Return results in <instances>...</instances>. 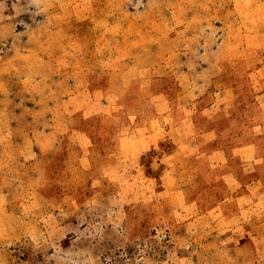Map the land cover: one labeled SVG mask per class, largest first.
<instances>
[{
	"label": "rangeland",
	"instance_id": "obj_1",
	"mask_svg": "<svg viewBox=\"0 0 264 264\" xmlns=\"http://www.w3.org/2000/svg\"><path fill=\"white\" fill-rule=\"evenodd\" d=\"M93 3L94 14L83 18L53 15L60 6L52 0H0V203L6 199L0 206V264H162L187 247L205 248L211 259L209 247L226 251L219 240L231 242V230H213L209 216L196 237L172 220L162 224L161 215L172 219L173 211L157 202L162 193L153 187L162 186L160 170L169 163L185 169L198 164L206 173L202 183L214 178L209 162L194 160L193 143L183 145L185 136H197L191 122L206 119L200 108L225 107L233 98L243 105L235 119L213 115L220 128L227 125L224 137L256 132L237 119H264L258 110L264 81L250 77L261 71L249 68L255 60L241 58L240 49L229 48L243 41L248 33L239 25L249 21V34L259 30V46L248 42L245 55H264V0ZM245 10L251 15L242 16ZM255 89L262 95L254 96ZM81 93L79 105L68 110L64 100ZM135 119L162 121L171 145L185 147L184 155L177 165L174 157L143 160L148 177H125L123 185H136L152 198L127 207L126 220L115 225L110 219L120 184L99 172L118 155L120 133ZM81 142L106 160L89 168ZM61 222L74 226L53 225ZM157 231L164 232L161 240ZM67 235L77 239L65 249ZM250 258L255 261V252Z\"/></svg>",
	"mask_w": 264,
	"mask_h": 264
},
{
	"label": "crops",
	"instance_id": "obj_2",
	"mask_svg": "<svg viewBox=\"0 0 264 264\" xmlns=\"http://www.w3.org/2000/svg\"><path fill=\"white\" fill-rule=\"evenodd\" d=\"M52 1L57 8L60 6L58 12L53 15L61 17L83 16V18H87L94 14L93 2L95 0ZM241 1L244 2V0ZM246 3H248V0H246ZM248 11L254 15L253 9L250 8ZM247 13L251 15L245 10L242 16ZM251 24L252 22L249 21H241L239 27H243V30L248 34H245L241 43H231L229 48L233 52L240 49L241 58L255 60L254 62H249L253 64L249 68L258 69L261 72H251L250 77L252 78L255 75L259 80L264 81V55H245L248 42H250L249 46H259L256 43L259 39V30H256L255 34H249L251 31H248L249 27L247 26ZM257 26H260V24H257ZM259 86H261L260 83ZM254 92L256 97L262 95L259 89H255ZM83 94L70 96L64 100V105L67 106L68 110L73 109L75 106L77 107ZM232 100L231 105L225 104V107L213 103L200 108L201 114L206 119L201 122H191L192 127L198 130L197 136L189 138L185 136L188 140L186 144H183L188 147L193 143L192 154L194 155V160L209 162V172L214 178H207L202 183L201 179L206 176V173L201 170L198 164L197 167L187 169L177 165L176 159L184 155L183 148L185 147H182L180 151L173 148L171 144L174 139L171 141L169 136L165 135L166 127L162 121H159L160 124L157 125L153 120L141 124L137 119L131 121L127 126L131 130L127 129L124 135V132L120 133L118 155L114 154L108 157L107 159L112 160V162L102 168V173L99 172L103 178L105 177L109 181L120 184L119 190L117 189L115 193L118 196V205L113 210V220L110 219V222L120 225L126 220L127 207L141 202L144 197L152 198V195H145L146 193L136 185H123L122 181L125 177L131 175V177L138 180L144 176L148 177L150 175L149 171L139 165L143 160L148 162V160H164L167 157H174L172 165L176 164L177 166L171 167V163L166 167L163 165L160 170V176L163 180L162 186L160 188L153 187V190H159L162 193L157 198V202L163 208L168 205L171 206L173 211L172 219H170L169 215L162 214L160 222L168 224L172 220L175 224L182 225L193 237L199 235L200 228L207 221L212 225L213 230L218 232L223 229V226H226V230H231L228 233L231 242L224 243L219 240L221 244H226V251L223 249L213 250L212 247H209V249L211 248L209 251L211 259L205 248L187 252V247L184 252L174 258L165 260L162 264H264V119L250 124L243 117L241 120L236 118L237 120L234 122L240 124L243 129L253 128L256 132L252 135H247L242 131L243 135L240 137L237 134L224 137L222 129L227 127V125H223L224 127H221V129L213 119V115L220 113V116L232 115L234 117V112H239V110L244 112L243 105H239V107L233 104L235 99L233 98ZM164 106L162 103L161 117L164 115ZM258 110L264 112V106H258ZM75 127L79 126H73V128ZM81 146L86 147L83 149V157L87 161L89 168L96 159L106 160L103 157L105 153L100 152L98 154L93 148H89L90 145L88 143L81 142ZM141 164L145 167V164ZM43 169L40 168L44 176H47V169ZM90 170L85 172L90 173L92 171ZM5 200H1L0 206L6 204ZM206 216H209L207 221L204 219ZM253 223H258V226H252L251 224ZM53 225H59L62 230H70L74 226L73 222H61ZM187 226L189 229H186ZM235 228L239 230L235 232L233 230ZM85 229L83 227L82 231L84 232ZM222 231L225 232V230ZM163 233L162 231L156 232L157 236H160L158 237L159 240L164 237ZM216 234H210V236L213 237ZM238 234L241 236L239 237ZM66 238H68V241H66L65 249H68V245L73 247L74 240L77 237L67 235ZM250 245L252 252L250 251ZM60 251H62L61 248L56 250L58 253ZM198 252L203 254L202 258L197 257L196 254ZM253 252H255L257 257L255 259L256 262L250 258Z\"/></svg>",
	"mask_w": 264,
	"mask_h": 264
}]
</instances>
